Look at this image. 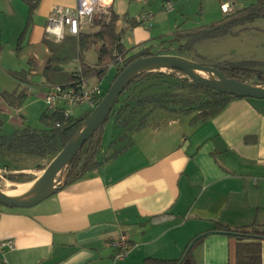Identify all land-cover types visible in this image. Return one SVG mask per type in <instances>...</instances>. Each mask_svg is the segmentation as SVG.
Wrapping results in <instances>:
<instances>
[{"label": "crops", "instance_id": "0c3cea01", "mask_svg": "<svg viewBox=\"0 0 264 264\" xmlns=\"http://www.w3.org/2000/svg\"><path fill=\"white\" fill-rule=\"evenodd\" d=\"M167 2L176 3L172 11H165ZM54 5L74 7L76 0H39L29 25L27 0H0L1 12L10 10L21 19L18 30H23L20 39L25 49L21 55L33 75L20 82L14 76L19 71L11 74L18 81L17 90L28 94L37 79L46 93L50 86L42 76L50 56L42 40ZM225 5L232 12L250 4L243 0H114L113 9L120 16L118 30L131 33L133 47L128 50L136 52L157 37L152 35L164 38L166 33L218 23L230 13ZM147 12L154 14L151 26L144 22L128 27L126 17L140 22ZM181 19L193 24L183 29ZM7 46L10 55L17 56L15 41ZM30 56L35 58L33 66L28 63ZM77 65L75 61L72 69ZM87 108L78 107L75 113ZM192 116L188 113L182 124L174 121L158 129L136 130L132 144L111 159L123 144L124 129H113L109 136L105 131L109 144L98 155L101 166L34 206L0 204V244L8 240L15 244L0 248V264H143L147 257L179 259L208 231L193 250L194 264H235L234 238L212 229L216 223L233 228L264 225V99H234L218 116L194 125ZM162 215L172 218L152 222ZM122 236L129 247L122 258H116L115 244ZM262 257L264 264V243Z\"/></svg>", "mask_w": 264, "mask_h": 264}, {"label": "trees", "instance_id": "16d2710c", "mask_svg": "<svg viewBox=\"0 0 264 264\" xmlns=\"http://www.w3.org/2000/svg\"><path fill=\"white\" fill-rule=\"evenodd\" d=\"M38 1L27 0L30 5L28 25L31 23L32 13L37 7ZM263 17L264 0H256L249 6L230 12L216 24L193 31L174 33L173 35L176 37L174 41L178 45L177 51L180 54H184L185 49L193 48L200 41L223 37L239 25H246ZM119 19L120 16L112 6L108 14L99 18L89 19L86 26L77 35L67 33L62 39L57 40L46 33L42 42L48 48L50 56L42 71L45 82L50 83V86L55 84L66 86L74 84L81 77H89L93 74L102 76L111 65H114L116 75L111 81L112 84L130 63L138 58L154 55L155 53L151 52L149 47L136 52H131L125 48L122 38V33L125 29L118 30L117 22ZM126 21L130 23L129 28L143 23L127 17ZM184 39H188V41L180 42ZM168 41L169 39L162 40L164 44ZM94 48H97L98 62L96 65H90L85 59V53ZM20 49L21 46L19 45L17 51ZM70 61H77L78 65L74 69L66 68ZM34 62L35 58L30 56L29 65L33 66ZM78 67L81 68L79 72L76 71ZM170 69L174 71V74L158 70H147L142 71L131 79L107 121L114 117L115 128L117 129H141L147 124V113H144V111L148 109V112H151L159 107L173 112H194L195 114L190 120V124L194 125L218 116L232 100L243 98L199 85L187 77H180L178 73L184 74L182 71ZM220 69L224 71L228 78L253 85H264V70L257 68L254 61L232 62L230 66L220 67ZM32 70L30 67L28 70L15 72L14 76L20 82H25L30 80V75H33L31 73ZM150 81L161 82L157 85L160 92L147 93L146 95L134 93V90L139 85ZM154 83L151 86H155ZM164 85H166L165 89L163 88ZM173 87L177 88V90L174 91ZM104 94L103 91L97 105L105 96ZM28 95L27 91L16 89L11 92H3L1 97L8 105L21 108ZM97 105L88 107L85 111L74 113L71 116H65L60 109L51 110L48 108L43 112L42 116V119L47 124L46 129H34L27 125L16 130L11 135H5L1 132L2 120L0 119V154L22 152L27 156L38 158L58 155L85 127L87 120ZM1 109L0 106V112ZM138 117H140V121L137 122ZM105 124L96 130L82 149L59 173V176L63 173L65 174L62 186L79 181L87 172L102 165L98 155L103 146ZM131 144L132 140L127 145L119 147L113 152L110 159L125 151ZM62 186L57 187L56 190ZM212 230L228 234L234 238L235 264H263L264 225L253 223L248 226L233 228L216 223ZM209 232L200 235L196 239L184 258L166 260L147 257L143 264H194L193 250Z\"/></svg>", "mask_w": 264, "mask_h": 264}, {"label": "rangeland", "instance_id": "374dc122", "mask_svg": "<svg viewBox=\"0 0 264 264\" xmlns=\"http://www.w3.org/2000/svg\"><path fill=\"white\" fill-rule=\"evenodd\" d=\"M243 1H245L247 5L256 2V0ZM172 4L175 5L176 3ZM176 11L175 14L177 13ZM20 21V16L17 17L16 15L12 14L10 10H4L3 12L0 11V101L1 106L3 107V112L0 114V119L2 120L1 132L5 135H11L16 130L27 125L34 129L47 128V124L42 119V116L43 112H45L49 108V105L45 99L46 88L42 81H38L37 79V82L35 81L36 83H32L30 85V94L24 100L21 108L17 109L10 107L3 101V99H1V94L3 91H13L18 88V81L13 77L11 73L13 71L22 72L28 68L27 61H25L21 55L25 49L22 48L23 37L22 39H20L23 30H18V26L21 24ZM25 22H27V20L25 21L24 19V23ZM187 22L188 21H186L185 19H181L179 21L181 28L185 29L186 26L193 24L192 22ZM211 24L214 23H210V25ZM154 28L155 27L151 28V30H153ZM166 34L167 35L164 38H160L161 36L158 34L152 35L151 38L155 36L157 37L155 39H151L150 41H148V43L146 42L143 45H140L142 46L140 50L149 47L151 52L155 53L154 55H175L179 56L186 62H190L193 64H202L205 66H213L219 69L220 67L230 66L232 62L254 61L256 62L257 68L264 70V17L259 18L254 22L248 23L246 25H239L238 27L234 28L229 34L223 37L200 41L195 44L193 48L185 49V52H183L184 54H180L177 51L178 45L177 42L174 41L176 37L174 35H170V33ZM130 35L131 33L128 30H124V32L122 33L123 43L126 49H131L133 47L129 43ZM163 39H169V41L165 43L166 46L162 42ZM9 40L10 43H8ZM14 41L17 46H19L18 44L20 43L21 49L17 51L16 47L17 56L12 57L9 51L10 47L7 46V44L13 46ZM186 41H188V39L181 40L180 42L184 43ZM174 44H176V46H174ZM134 46L138 47L136 45ZM41 49L42 51H44V46H42ZM85 59L90 64H96L98 62L97 48L86 52ZM74 63L75 61H70V63L66 65V68H69V66L72 68L71 65ZM148 70H158L174 74V71L167 66L152 67ZM196 73L199 75L201 74V72L199 71H196ZM203 73V75L206 77L215 78V75L212 73ZM115 75L116 69L110 67L109 69H107L104 75L97 77L94 75L95 77L93 76V82H98L100 87L106 94ZM178 75L180 77L188 78V76L181 73H178ZM93 82L91 81V83ZM153 82L156 83H154L155 86H151ZM158 83L161 82L150 81L141 84L134 90V93L146 95L147 93L152 94L155 92H160V89H158L157 87V85H159ZM165 87L166 85L163 86L164 89ZM173 90L175 91L177 90V88L173 87ZM120 106H122V104H120ZM75 111H77V109H75ZM144 113H147V124L143 128L151 129H158L162 126L170 125L171 123H174V121H176V123L178 124H182L186 121V118L188 116L187 112H173L170 110L167 111L159 107L153 109L151 112H148V109H146ZM194 114V112L191 113V115ZM21 121H23V126L19 125ZM138 121H140V117L137 118V122ZM115 127L116 124L114 122V117H112L109 121L106 122L104 126V134L106 131L108 133H106V135L109 136L113 129H117ZM136 130L138 129L126 128L123 130L124 132L121 136L123 139V144H121L122 146L130 143V141L132 140V134ZM103 142V147L106 148L109 143L108 141L104 140V137ZM56 157L57 155L54 157L50 155L45 158L30 157L22 152L13 154L1 153L0 192L11 195L10 193L18 190L21 184L31 182L40 177L43 178L45 171ZM64 177V173L61 176L58 175L54 182L53 188L62 186L64 183Z\"/></svg>", "mask_w": 264, "mask_h": 264}, {"label": "water", "instance_id": "95a60500", "mask_svg": "<svg viewBox=\"0 0 264 264\" xmlns=\"http://www.w3.org/2000/svg\"><path fill=\"white\" fill-rule=\"evenodd\" d=\"M159 66H167L169 68L180 70L186 76H188L191 81L222 93L243 98L250 97L264 99V86L253 85L240 80L228 78L224 71L213 66H205L202 64L186 62L179 56L175 55H150L138 58L130 63L117 76L101 102L97 105L92 115L87 120L85 127L57 155L51 165L47 168L43 175V189L41 192L33 197L27 198H18L16 196L0 192V204L7 207L26 208L34 206L48 198L56 190V188H53L56 177L82 149L84 144L92 137L96 130L106 123L123 90L131 81V79H133L142 71H147L152 67ZM196 71L201 72L202 75L197 74ZM203 72L212 73L218 78L215 79L206 77L203 75ZM171 218L172 216L170 215H162L153 219L152 222L158 224ZM193 242L189 245L188 250L193 245Z\"/></svg>", "mask_w": 264, "mask_h": 264}, {"label": "built area", "instance_id": "2783aa9c", "mask_svg": "<svg viewBox=\"0 0 264 264\" xmlns=\"http://www.w3.org/2000/svg\"><path fill=\"white\" fill-rule=\"evenodd\" d=\"M113 3L114 0H76L74 7L54 5L46 26V33L57 40L62 39L67 33L77 35L86 26L89 19L108 14ZM164 7L165 11L174 9L170 2H167ZM224 10L230 12L231 8L229 5H225ZM153 19L152 12H147L141 17V21L148 23L149 26L152 25ZM110 67L113 68L114 65ZM76 71H81V68L78 67ZM102 93L103 90L99 84L91 83L89 77H81L74 84L49 86L45 99L51 110L60 109L65 116H71L75 113V109L83 105L95 107ZM115 245L119 250L115 257L122 258L129 247L126 236H122ZM14 246L13 240L0 244L1 249Z\"/></svg>", "mask_w": 264, "mask_h": 264}, {"label": "bare ground", "instance_id": "6f19581e", "mask_svg": "<svg viewBox=\"0 0 264 264\" xmlns=\"http://www.w3.org/2000/svg\"><path fill=\"white\" fill-rule=\"evenodd\" d=\"M43 189V178H37L31 182H26L21 184L18 190L10 193L12 196H16L18 198H27L33 197L36 194L40 193Z\"/></svg>", "mask_w": 264, "mask_h": 264}, {"label": "flooded vegetation", "instance_id": "af4514ba", "mask_svg": "<svg viewBox=\"0 0 264 264\" xmlns=\"http://www.w3.org/2000/svg\"><path fill=\"white\" fill-rule=\"evenodd\" d=\"M218 77L217 76H215V79H217Z\"/></svg>", "mask_w": 264, "mask_h": 264}]
</instances>
